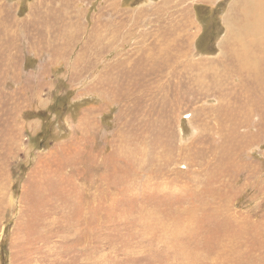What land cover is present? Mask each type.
<instances>
[{"label":"rangeland","instance_id":"1","mask_svg":"<svg viewBox=\"0 0 264 264\" xmlns=\"http://www.w3.org/2000/svg\"><path fill=\"white\" fill-rule=\"evenodd\" d=\"M263 16L0 0V264H264Z\"/></svg>","mask_w":264,"mask_h":264},{"label":"trees","instance_id":"2","mask_svg":"<svg viewBox=\"0 0 264 264\" xmlns=\"http://www.w3.org/2000/svg\"><path fill=\"white\" fill-rule=\"evenodd\" d=\"M215 30H216V28H215ZM213 34V33H212ZM211 35V34H210ZM207 36V33H206V35H205V37Z\"/></svg>","mask_w":264,"mask_h":264},{"label":"bare ground","instance_id":"3","mask_svg":"<svg viewBox=\"0 0 264 264\" xmlns=\"http://www.w3.org/2000/svg\"><path fill=\"white\" fill-rule=\"evenodd\" d=\"M264 17V16H263ZM250 19V18H249ZM258 21V20H257ZM262 22V21H261ZM258 29V28H257ZM253 30V29H252Z\"/></svg>","mask_w":264,"mask_h":264}]
</instances>
